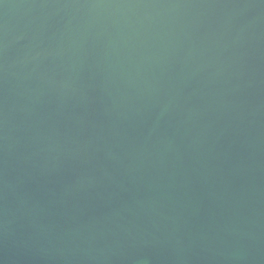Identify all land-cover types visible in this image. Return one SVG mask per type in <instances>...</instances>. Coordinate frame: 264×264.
<instances>
[{"label":"water","instance_id":"water-1","mask_svg":"<svg viewBox=\"0 0 264 264\" xmlns=\"http://www.w3.org/2000/svg\"><path fill=\"white\" fill-rule=\"evenodd\" d=\"M0 264H264V0H0Z\"/></svg>","mask_w":264,"mask_h":264}]
</instances>
